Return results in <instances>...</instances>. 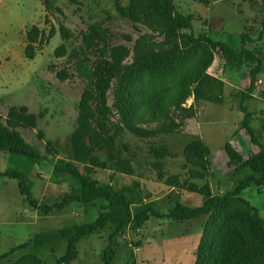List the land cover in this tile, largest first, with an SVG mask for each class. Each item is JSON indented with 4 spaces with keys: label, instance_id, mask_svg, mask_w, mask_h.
Segmentation results:
<instances>
[{
    "label": "trees",
    "instance_id": "trees-1",
    "mask_svg": "<svg viewBox=\"0 0 264 264\" xmlns=\"http://www.w3.org/2000/svg\"><path fill=\"white\" fill-rule=\"evenodd\" d=\"M39 1L45 11L60 13L51 0ZM261 4L264 11V0ZM115 11L135 25L138 33L135 39L122 36L131 47L114 44L110 30L99 23L86 25L76 35L62 24L58 30L51 26L48 31L33 25L25 34L24 56L28 60H32L38 47L47 45L57 33L63 43L55 49V58L66 56L70 39L79 43L72 53L76 59L72 70L85 85L77 105L76 126L69 139L73 161L56 167L79 182L78 193L65 195L53 205L38 204L25 187L23 178L3 172L0 177L17 179L20 193L26 196L32 208L45 215L69 203L87 206L103 200L108 204L92 222L61 231L62 237L69 238L65 254L56 264H69L76 259V244L81 239L106 230L109 244H112L129 227L142 228L151 215L175 222L204 218L193 264H264V221L240 196L251 186L264 187V142L252 127L254 113L245 107V103L253 99L255 82L262 69L261 58L248 45L264 39V14L262 28L256 37L241 33L238 44L233 46L213 40L206 33L196 35L193 17L178 13L173 0H127L124 6L116 2ZM44 20L47 22L46 17ZM216 57L230 65L253 66L248 86L239 91L227 90L220 78L209 74L208 69ZM57 77L63 81L69 75L62 70ZM190 98L193 103L186 106ZM229 99L238 100V110L242 113L240 130L252 147L245 154L233 142L224 144L227 175L233 182L229 191L214 194L208 183L198 185V181L208 177L210 167V150L200 139L189 141L183 147V176L165 173V159L171 157L167 146L149 143L148 148L152 158L150 166L157 181L168 188L200 195L203 203L199 207L177 203L167 214L155 211L150 203L132 209L127 188L115 189L110 184L112 180L100 183L93 177L96 170H111L125 176L135 174L132 159L124 156L129 152L128 146L116 144L124 131L142 140L180 134L185 122L195 118L198 102L228 105L230 109ZM36 126V116L26 107H9L4 121L0 118V150L38 161L39 153L18 131L33 130ZM38 137L43 139L41 132ZM45 150L56 154L51 142L45 144ZM19 249L24 246L0 255V262ZM111 252V247L106 249L104 264H110ZM8 264H42V261L28 254Z\"/></svg>",
    "mask_w": 264,
    "mask_h": 264
},
{
    "label": "rangeland",
    "instance_id": "rangeland-1",
    "mask_svg": "<svg viewBox=\"0 0 264 264\" xmlns=\"http://www.w3.org/2000/svg\"><path fill=\"white\" fill-rule=\"evenodd\" d=\"M51 1L60 13L45 11L39 0H0V118L4 121L8 108L12 106L26 107L35 115V129L18 131L40 155V159L34 162L0 150V172L23 178L31 197L43 205H53L65 195L78 193L79 182L56 167L73 161L69 139L76 126L77 105L85 83L72 70L76 60L72 53L79 45L76 39L67 42L66 56L55 58V49L63 43L57 33L47 45L38 47L32 60H28L24 56L26 32L33 25L48 31L51 26L58 30L62 24L76 35L86 25L99 23L110 30L114 44L128 47L131 44L122 36L135 39L138 35L135 25L115 11L116 2L124 6L127 0ZM173 4L178 13L193 17L192 27L196 35L206 33L213 40L233 46L238 44L241 33L254 38L262 28L264 11L261 0H173ZM248 46L258 53L262 69L255 82L253 99L247 101L245 107L254 113L252 127L264 142V39ZM252 67L248 64L230 65L216 57L208 73L220 78L226 89L239 91L248 86ZM62 70L69 75L63 81L57 77ZM229 100L230 109L228 105L198 102L195 118L185 122L180 134L142 140L124 131L116 144L128 146L129 152L123 155L132 159L135 174L123 177L111 170H96L93 177L100 183L112 180L115 189L127 188L133 202L132 209L150 203L155 211L167 214L177 203L199 207L203 203L200 195L175 189L166 192L168 187L157 181L150 166L152 158L148 155V148L149 143L167 146L171 157L165 159V173L183 176V147L189 141L200 139L210 150V167L208 177L198 181V185L208 183L214 194L229 191L233 182L227 175L224 144L233 142L245 154L252 148L240 130L242 113L238 110V100ZM192 103L190 98L186 106ZM39 132L43 139L38 137ZM47 142H51L56 154L46 152ZM240 196L264 221V187L251 186ZM155 198L158 200L149 202ZM107 207L103 200L87 206L69 203L63 209L45 215L32 208L26 196L20 193L17 179L0 177V255L24 246L0 264H8L28 254L39 257L42 264H56L66 250L67 238L62 237L61 231L92 222ZM203 221L204 218L175 222L151 215L142 228L129 227L124 236L115 238L112 244L108 241V231L102 230L76 244L78 255L69 264H104L103 256L109 247L112 250L110 264H193Z\"/></svg>",
    "mask_w": 264,
    "mask_h": 264
},
{
    "label": "crops",
    "instance_id": "crops-1",
    "mask_svg": "<svg viewBox=\"0 0 264 264\" xmlns=\"http://www.w3.org/2000/svg\"><path fill=\"white\" fill-rule=\"evenodd\" d=\"M4 118V117H3ZM3 173H6V172H3ZM33 173V172H32ZM6 174H8V173H6ZM117 176H123V177H125L124 175H121V174H117ZM123 179H125V178H123ZM134 179L137 181V177H134ZM140 182H142V181H140ZM110 184L112 185V187H114V183H113V181H111L110 182ZM123 185H125V184H123ZM158 186H160V184H158ZM122 187H119L118 189H121ZM138 189V188H137ZM171 191H173V188H168L167 189V193H170ZM137 193H138V190H137ZM177 193V192H176ZM158 200V198H155V199H151L149 202H151V203H153V202H155V201H157ZM129 232H127V234H128ZM71 236V235H70ZM124 236V235H123ZM69 237H67V239H68ZM138 246H141V244L140 245H138Z\"/></svg>",
    "mask_w": 264,
    "mask_h": 264
}]
</instances>
